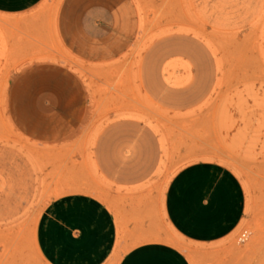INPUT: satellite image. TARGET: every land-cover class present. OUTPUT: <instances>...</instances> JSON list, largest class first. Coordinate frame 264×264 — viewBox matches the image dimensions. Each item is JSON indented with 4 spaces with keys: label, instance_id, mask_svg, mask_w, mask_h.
<instances>
[{
    "label": "rangeland",
    "instance_id": "obj_1",
    "mask_svg": "<svg viewBox=\"0 0 264 264\" xmlns=\"http://www.w3.org/2000/svg\"><path fill=\"white\" fill-rule=\"evenodd\" d=\"M42 67L54 105L11 110L14 97H52L20 80ZM14 113L54 123L29 136ZM199 165L231 171L244 197L238 223L209 242L164 212L169 184ZM76 194L118 223L106 264L151 241L189 264H264V0H41L0 14V264H44L35 225Z\"/></svg>",
    "mask_w": 264,
    "mask_h": 264
},
{
    "label": "crops",
    "instance_id": "obj_2",
    "mask_svg": "<svg viewBox=\"0 0 264 264\" xmlns=\"http://www.w3.org/2000/svg\"><path fill=\"white\" fill-rule=\"evenodd\" d=\"M40 1L0 0V14H22ZM47 71L45 67L37 68L23 74L20 80L30 78L34 88H47L52 97H44L42 101L38 97L32 101L22 96L14 97L10 100V109L12 104L21 105L23 101L32 105H54L55 79L51 76L52 82H49ZM44 81L48 83L42 84ZM15 83L14 88H18V82ZM56 101L57 104L63 103L62 108L69 102L61 95ZM14 121L18 127L27 130V135L37 137L54 123V119L47 115L26 124L17 113H14ZM70 125L66 124L63 130L69 129ZM48 135L56 136L57 133ZM237 180L231 171L211 165L185 170L172 180L164 195L166 219L178 234L192 241L209 242L226 235L243 213L244 197ZM117 239L118 223L112 212L98 199L81 194L65 196L50 203L39 217L33 233L35 249L44 264H106ZM115 264L189 262L177 248L161 241H151L128 247Z\"/></svg>",
    "mask_w": 264,
    "mask_h": 264
}]
</instances>
